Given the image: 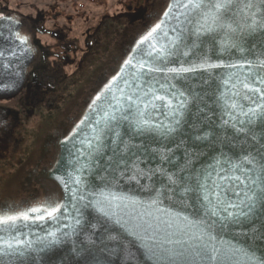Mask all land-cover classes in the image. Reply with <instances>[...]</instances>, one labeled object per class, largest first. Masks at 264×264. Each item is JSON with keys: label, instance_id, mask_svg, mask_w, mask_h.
<instances>
[{"label": "water", "instance_id": "water-1", "mask_svg": "<svg viewBox=\"0 0 264 264\" xmlns=\"http://www.w3.org/2000/svg\"><path fill=\"white\" fill-rule=\"evenodd\" d=\"M50 177L58 212L0 223V264H264V0H170Z\"/></svg>", "mask_w": 264, "mask_h": 264}, {"label": "flooded vegetation", "instance_id": "flooded-vegetation-1", "mask_svg": "<svg viewBox=\"0 0 264 264\" xmlns=\"http://www.w3.org/2000/svg\"><path fill=\"white\" fill-rule=\"evenodd\" d=\"M169 4L0 0V39L16 41L24 66L17 94L0 99V173L8 170L0 183L13 192L0 193V223L42 221L58 212L62 193L50 176L61 145L157 29ZM21 152L24 160L13 163Z\"/></svg>", "mask_w": 264, "mask_h": 264}, {"label": "rangeland", "instance_id": "rangeland-1", "mask_svg": "<svg viewBox=\"0 0 264 264\" xmlns=\"http://www.w3.org/2000/svg\"><path fill=\"white\" fill-rule=\"evenodd\" d=\"M24 155L21 153H17V155L14 157L13 159V163H19L20 160H24ZM4 163L7 162V160L3 159ZM8 170H5L3 173H0V178L5 179L7 175H5V173L7 172ZM0 193L3 194H6V193H13L12 192V188L10 187V184L3 181V183L1 182L0 183Z\"/></svg>", "mask_w": 264, "mask_h": 264}]
</instances>
